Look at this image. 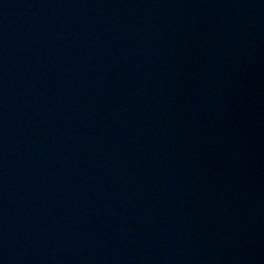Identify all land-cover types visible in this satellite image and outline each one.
<instances>
[{"label": "water", "instance_id": "95a60500", "mask_svg": "<svg viewBox=\"0 0 264 264\" xmlns=\"http://www.w3.org/2000/svg\"><path fill=\"white\" fill-rule=\"evenodd\" d=\"M0 264H264V0H0Z\"/></svg>", "mask_w": 264, "mask_h": 264}]
</instances>
